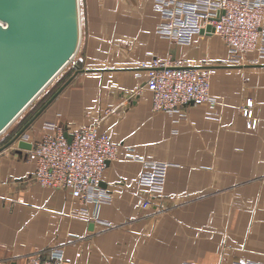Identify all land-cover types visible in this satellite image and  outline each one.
Segmentation results:
<instances>
[{"label":"crops","instance_id":"1","mask_svg":"<svg viewBox=\"0 0 264 264\" xmlns=\"http://www.w3.org/2000/svg\"><path fill=\"white\" fill-rule=\"evenodd\" d=\"M79 2L82 70L24 136L40 138L45 121L65 131L98 122L118 145L101 178L111 200L73 215L80 200L37 182L32 153L15 142L0 151V260L64 245L69 264L264 263V66L226 64L217 35L183 44L159 34L157 0ZM154 58L210 68L215 103H188L186 119L153 110L139 63ZM148 160L171 164L162 195L139 183Z\"/></svg>","mask_w":264,"mask_h":264},{"label":"built area","instance_id":"2","mask_svg":"<svg viewBox=\"0 0 264 264\" xmlns=\"http://www.w3.org/2000/svg\"><path fill=\"white\" fill-rule=\"evenodd\" d=\"M155 7L161 12L156 28L159 34L183 44H191L197 34L217 35L228 50L226 64H264V0H157ZM139 66L147 71L144 84L152 91L155 111L178 113L179 119H186L183 107L188 103L216 101L209 89L210 68L157 58L149 63L140 62ZM253 106V100L248 98L242 108L249 128L256 126ZM97 125L95 122L65 131L56 122L45 121V132L40 138L29 140L22 136L32 143L28 150L35 162L34 179L42 186L67 189L82 203L73 215L88 212L84 202L100 204L111 200V195L101 187V178L107 162L117 158L118 145ZM146 164L139 183L164 194L170 162L148 160ZM0 264L14 263L0 260ZM23 264H69V260L64 245H59L29 254ZM232 264L264 263L247 260Z\"/></svg>","mask_w":264,"mask_h":264},{"label":"water","instance_id":"3","mask_svg":"<svg viewBox=\"0 0 264 264\" xmlns=\"http://www.w3.org/2000/svg\"><path fill=\"white\" fill-rule=\"evenodd\" d=\"M80 42L79 0H0V134L74 58ZM77 72L0 151L17 141L20 150L32 147L22 137L27 127Z\"/></svg>","mask_w":264,"mask_h":264},{"label":"rangeland","instance_id":"4","mask_svg":"<svg viewBox=\"0 0 264 264\" xmlns=\"http://www.w3.org/2000/svg\"><path fill=\"white\" fill-rule=\"evenodd\" d=\"M78 65L80 64L77 51L74 58L56 75V77L24 109V111L9 125V127L0 134V147L12 139L16 132L23 127L39 109L42 108L48 99L68 80V78L74 74L77 69L81 68ZM10 147L6 149L9 152L13 150Z\"/></svg>","mask_w":264,"mask_h":264},{"label":"trees","instance_id":"5","mask_svg":"<svg viewBox=\"0 0 264 264\" xmlns=\"http://www.w3.org/2000/svg\"><path fill=\"white\" fill-rule=\"evenodd\" d=\"M18 132V131H17Z\"/></svg>","mask_w":264,"mask_h":264}]
</instances>
